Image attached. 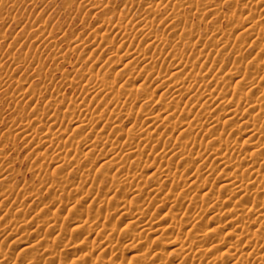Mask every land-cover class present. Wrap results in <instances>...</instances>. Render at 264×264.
Wrapping results in <instances>:
<instances>
[{"label": "rangeland", "instance_id": "374dc122", "mask_svg": "<svg viewBox=\"0 0 264 264\" xmlns=\"http://www.w3.org/2000/svg\"><path fill=\"white\" fill-rule=\"evenodd\" d=\"M126 1L0 0V206L8 209V213L0 224L7 227L6 222L10 217L17 218L16 221H18L21 232H25H17L18 234L10 236L7 231V234L0 235V255L6 256L8 259L6 261L0 259L2 264H26L28 259L37 257L42 251L48 253L53 251H48L47 243L55 242L60 245L58 251L54 250L49 255L56 261H64L67 254L61 250V244L64 245L71 241L85 247L93 242L95 244L102 242L105 232L101 227H97L94 219L89 223L80 219V221L73 222L74 224L72 223L73 219L79 218L80 215L86 219L100 214L99 205L112 202L115 189L118 188L117 190L121 193L127 191L128 185L116 187L113 184L118 178L122 179L126 174L137 173L143 176V180H146V167L140 165L139 168L133 170L128 152L124 153L122 150L120 135L126 133L125 135L128 136V132L131 134L130 137L136 138L145 131L147 134L144 132V136L146 134L145 137L149 135L152 138L161 133L173 143L172 141L180 135L179 128H174V122H177L179 118L193 119V116L202 111L199 104L191 103L189 96L185 95L186 98L183 96L182 99L174 98L171 95L168 97L165 94L167 88L161 86L162 79L165 77L163 81L175 85L176 81H180L179 79L195 77L191 78L194 81L191 93H198L199 83L205 79L212 67L217 66L216 70H221L224 74H227L229 70L231 72L233 66L240 67L238 70L244 72L250 65H253V56L257 47L264 44V0H189L191 1L189 3H185L183 0L184 3L181 0H149L148 2L147 0H134V7H126ZM206 1L207 4H205ZM97 2L100 3L97 4ZM161 2L163 5L160 4ZM176 7H179L180 11L173 17L175 9L172 8ZM154 9L156 12L153 11ZM154 16L157 18L158 25L156 23V26L152 28L149 27L148 21ZM105 22L109 24L106 25ZM120 25L126 30L125 40L127 42L124 43L128 45V49L144 50L143 52L147 51V55L140 62H134L130 66L131 70L125 71L126 73L124 70L119 71V77L122 76L121 73H124L122 79L120 78L116 87L107 96L92 97L89 94L86 99L88 101L86 104L89 107H87L89 110L87 112H91L93 106L98 102H104L111 103L110 107L120 114L119 117L110 119L107 113L109 110H106L101 114L102 123L100 122L99 126L92 131L97 136L98 144L103 145L104 149H97L100 152L95 150L96 153H88L86 157L83 155L85 158L81 155V159H79V162L82 163L81 169L78 168L80 164L64 167L65 164L62 163L60 167H57L52 164L50 157L49 160L43 162L45 164L40 163L36 158L38 151L42 153L46 146L58 143L57 137L62 136L63 140H67L65 137L72 134L73 126L68 120L72 116L79 115V112L71 113L67 107L71 106V103L80 95V87L74 85V78L80 74L78 71L87 70L94 62L97 67L103 64L108 66L104 61V54L110 53L115 59L125 54L122 53L125 51L116 53L117 44L113 46V44L108 45L109 43H107L117 35L115 32ZM253 25L255 30L251 32L248 27ZM136 26L143 27L147 37L138 45H130L131 36ZM145 34L144 36H146ZM120 37L117 35L116 39ZM99 43L103 44L104 52L98 50L101 47ZM220 46L225 49L223 48L219 52ZM95 50L98 52L96 53ZM83 51L92 60L90 57L87 59ZM89 51H91V55ZM180 58L182 62L178 66L179 74L176 75L173 67ZM260 59V67L264 68V53ZM83 64L85 66L89 64V66L82 69ZM92 68L90 69L94 70ZM112 71L114 73L115 70ZM161 73L165 75L163 76ZM33 88L34 92L31 90ZM135 88L137 95L130 96V92ZM158 89L160 90L158 91ZM143 91L154 94L155 97L151 104L147 105L146 103L145 105L146 101H143V97H141ZM127 95L128 97H126ZM135 98L139 99L136 101ZM164 104L169 106V112L163 109ZM177 104H180V107L177 109L178 113L175 114L172 110ZM35 110L37 115H34ZM150 112L151 115H149ZM152 116L155 121L148 124V118ZM19 117L29 118L31 125L26 128L24 123H18ZM51 117L53 118L51 119ZM111 121H115L116 128L112 124H110L112 128L109 124L107 128L102 127L105 123H112ZM52 122L56 123V130L50 127ZM236 127L235 129H237ZM138 131L139 134H137ZM203 134L195 136L193 132L187 138L191 137L200 142ZM225 136H222V139L225 140L227 138ZM115 141H119V143L117 144ZM78 142L75 140L72 146L67 147L73 156L77 155L80 149ZM168 143L167 145H172ZM111 144L113 147L110 146ZM175 151L180 153L185 151V155H189L188 157L195 161L194 166L184 171L176 161L171 160L170 156H167L166 159L165 157L149 159V162L145 163L146 166L153 168V172L162 173L161 171H167V169L172 172L167 180L161 181L160 186L156 185V188L158 187L161 191L158 196H147L150 206L157 199L158 201H169L173 205L176 199L180 200L182 197L180 196L181 192L188 191V196L184 199V203L182 202V211L177 212L176 208H172L168 211L167 209L163 210L162 213L157 212L155 215V217L162 216H160L162 223L170 226L169 232L162 236H154L153 239L144 237L142 240L122 241L121 233L125 230H116L110 239L119 244L117 245L118 250L108 260L101 257V264L116 262L117 259L120 262L117 261L118 263L115 264H140L151 261L154 263V260L155 264H189L192 254L189 253L187 247L190 243L202 239L204 234H207L212 240L216 239V230L223 225V222L212 219L213 210L205 209L207 206L205 198L210 196L214 189H219L225 197L233 195L232 190L235 187L231 181V183L229 182V178L232 177L229 175L234 173V169L223 166L221 168L219 161L209 155L205 156V161H199L198 156L202 154V151L196 147H188L183 149V152H181L182 149ZM75 166L76 168H74ZM83 168L85 173L89 171L87 179L81 175ZM37 169L43 171L44 178H41L42 180L34 179L32 176V172ZM243 178L244 181H247L245 175ZM173 182L174 184L181 183L178 191L173 188ZM204 183L208 186L210 184V188L203 189ZM56 184L60 185L59 189L53 187ZM212 185L213 188H211ZM78 186L84 188H81V191H86V195L81 193L77 198L82 202L76 203L74 202L76 197L71 192ZM257 191L254 189H245L244 191L243 189L237 195V198L242 200L241 208L249 210L252 199L264 198V188ZM91 192H93L92 195H90ZM53 198L58 201L54 206L50 203ZM249 200L250 202H248ZM196 202L205 204L203 215H201L204 217H201L204 221L196 225L186 224L184 220L190 215V211L186 207ZM47 208L51 210L50 213L46 210ZM21 209L26 212L24 219L19 216ZM152 209L151 213L154 212ZM184 211L187 213L185 216ZM101 216L105 217L106 215L102 213ZM112 218L116 219V216L112 215ZM36 223L42 227L41 233L34 231L35 225L33 224ZM238 224L236 228L232 229L233 232L246 237V241H250L249 232L246 231V233L244 230L246 227L242 229L243 224ZM50 226H53L55 231L49 229ZM147 248L153 251L151 255H146ZM155 248L157 249L155 250ZM227 249L228 244L224 246L223 250L226 252ZM22 250H24L25 256L22 255ZM99 251L96 254H100ZM155 254H157V260L160 259L158 263L154 258ZM187 255L188 260L183 259ZM239 256L240 254L225 263L252 264L254 261V255L253 258L244 255L243 261L240 259L242 254ZM209 263L206 260L201 263L196 262V264Z\"/></svg>", "mask_w": 264, "mask_h": 264}, {"label": "bare ground", "instance_id": "6f19581e", "mask_svg": "<svg viewBox=\"0 0 264 264\" xmlns=\"http://www.w3.org/2000/svg\"><path fill=\"white\" fill-rule=\"evenodd\" d=\"M148 1L149 0H147V2ZM183 1L185 3L191 2L189 0H183ZM126 2H127L126 7L135 6L134 0H127ZM93 3L96 4V2H93ZM99 3L97 2V4ZM160 4H162V2ZM205 4H207V1L205 2ZM172 9L173 10L175 9L173 11L174 12L173 17H174L175 15L178 14V11H180V8L176 7ZM153 11L156 12L155 9ZM173 12L171 11V14ZM105 15L106 14H104V16ZM170 17L172 16L170 15ZM156 23H157L156 16L151 17V19L148 21L149 27H152V28L153 26H156ZM107 24L109 23H106V25ZM140 27L136 26L134 28L135 31L131 36L130 45H134V44L138 45L140 42H142V40H144L145 37H147V35L144 33L145 30L142 29L143 27L142 28ZM253 27L254 25L248 27V30L252 32L253 30H255V28ZM263 27H264V24H263ZM146 30L148 31V29ZM125 31H126L125 28L120 25V27L115 32V34L121 37L116 39L117 35L116 36L113 35L114 38H111V40L107 42L109 43L108 45L113 44V46H115L117 44L116 53L125 51V52H122L125 54H123L122 56L120 55L119 57L117 55L118 59H115L114 57H112L110 53L104 54L103 56L104 61L108 64V66H106V64H103L97 67L96 62H94L92 63V65L90 64L91 65L90 67H88L89 64L88 66H85L83 64L84 66L82 67V69L85 67L86 68L88 67L87 70L86 69L81 70V72L82 71L84 72L81 73L78 71V73L80 74L74 78V85L80 87L81 89L80 95L78 99H75L71 103V106L67 107L71 110L70 111L71 113L79 112L78 113L79 115L74 116V117L72 116V118L70 119L68 118L69 119L68 122L71 124V126H73L72 127L73 131L71 132L72 134H69L67 135V137H65L67 138V140H63L64 138L62 136H59L56 139V141L59 140L58 143L55 142V143H52L46 146L44 152L42 153L38 151L39 153H37L38 156L36 158L40 163L45 164L43 162H45L50 157L52 164L57 165V167H60L62 163L65 164L63 165L64 167L66 165H77L78 166L80 164L78 168L81 169L82 163L79 162V159H81L80 158L81 155L82 156L85 155L86 157L88 153L91 154L92 152L94 153L95 150L97 149H102V150L104 149L103 145L98 144L99 142H97V136H95V134L92 131L94 128L99 126L101 119H102L101 114L105 112L106 110H109L107 111V113L110 116V119L111 117L117 118L119 117L120 114H117L116 110H113V108L110 107L111 103L108 104L104 102H98L97 104H95V106H93V109L91 112H87L89 110H87L88 104H86V102L88 103V101L86 99L89 94L92 97L93 96H96V97L97 96L98 97L107 96L116 87V84L118 83L120 78L123 76V74L126 73L127 70H131L130 66L133 65L134 62L136 61L140 62L142 59L146 58L147 51L146 52H143L144 50L140 51L139 48H138L139 50L128 49L127 47L128 45L125 44L127 42L125 40L126 39ZM149 31H150V28H149ZM149 33H152V32H149ZM144 34L146 36H144ZM155 37L157 38V36ZM155 37L154 39H156ZM94 39L96 40V38ZM99 44L101 45V43ZM130 45L129 47H131ZM221 45H224V44L222 43ZM135 47L137 48V46ZM223 48L225 49V47L220 46L219 52ZM104 49L105 48H103V44L101 45L100 48H98V50H101L102 52H104L103 51ZM137 51H140V52H137ZM89 52L91 55V51ZM97 52L98 51H96V53ZM262 53H264V44H260L257 47L254 53V56H253V65H250V67L248 66L249 68H247V70H244V72L242 70H238L240 67L238 68L237 66H233L234 70L232 69L231 72L229 70L227 74H224V72H221V70H216L217 66L212 67L211 70H209V73L205 77V79H203V81L199 83L198 93L196 92L194 94L191 93V89L194 86V83H193L194 81L192 79H194L195 77L194 78L191 77L192 79L191 78H185L182 80L179 79L180 81L179 82L176 81L175 85L173 84L171 85L168 81H163L165 77L163 79L161 77L162 82H163L161 86H164L167 88L165 91V94L167 96L171 95V96H174V98L178 97L181 99L184 98L185 95L189 96V100L191 101V103L196 104V105L199 104V106L202 108V111H200L195 116H193V119L190 118L191 120L189 119V117H186V118H179L177 122H174L175 123V125L173 124L175 126L174 128L175 129L179 128L178 130H180V133H179L180 135L177 136L176 140L172 141L173 143H171L164 136V134H161L158 132H156L158 134H156L152 138H150L149 135L145 137L147 134L145 131H144L146 133L145 136H144V132H142V134L138 135V137L136 138L130 137L131 134H129L128 132H127L128 136L125 135L126 133L124 135L119 134L122 139V150H124V153L128 152L127 154H129L128 156L131 159L133 170L136 168H139L140 165L146 167V171H147V172L145 171L146 180L144 179L145 180L144 181L143 176L141 174H137L136 173L137 171L136 172L134 171L136 174H131V175L126 174L124 178L122 179L118 178L113 184H115L116 187L128 185L129 189L127 191L121 193L117 190L118 188L115 189L116 191L113 197V201L110 202L109 204L103 203L99 205L98 211L100 212V214H97L94 217H87L86 219L80 215L79 218L73 219L72 221V223L73 222L75 223L76 221L78 220L80 221V219H82L81 221L89 223L91 220L94 219L96 221L95 224L97 225V227L99 228L101 227L103 232H105L104 240L96 244L93 242L92 244L87 245L85 247L77 245V243L75 244L74 242H71V241L64 243V245L61 244V247H62L61 250L65 251L67 254V258L64 261H61V260L56 261L54 258H51L49 255L54 250L58 251L59 250L58 246L60 245L56 244L55 242H53L52 244L47 243V247L49 248L48 251L50 250H53V251L49 253L42 251L37 257L28 259L26 264H101V260H100L101 257H105V260H108L109 257L114 255V253L118 250L117 245L119 244L115 243L114 241L110 239L112 237V234L115 233L116 230H119V229L125 230L121 233L122 241H129L131 239L142 240L144 237L145 239L146 238L149 239V237L152 238L158 235L162 236L168 233L169 232L168 228L170 226L164 225L162 223L161 215L157 217H155V215L157 214V212L162 213L163 210L167 209L168 211V210H172V208H176L177 212L182 211V208H183L182 202L184 203V199L188 196V191L185 190L181 192L180 196L182 197L180 198V200L176 199L173 202V205L169 201H166V200L158 201L157 199V201L155 202L153 201L154 203H151L152 205L150 206V202L147 199V196H151V195L158 196L161 191H159L160 189L158 187L156 188V185L161 184L162 183L161 181H164L165 179L167 180V178H169V176L171 175L170 173L172 172L168 169L167 171H161L162 173H157V171L153 172L152 171L153 168L146 166V164L149 162V159L152 160V159L164 158V157L166 159L167 156H170L171 160L176 161L177 165H180L181 168L184 171H186L191 166H194L193 164H195V161L193 160V158L188 157L189 155L186 156L185 155L186 153H184L185 151L183 152V149H186L188 147H193V148L196 147L199 151H202V154L201 155L199 154L198 156L199 161H205L204 160L205 156L207 157L209 155V157L210 156L214 157L215 159L219 161V165H221V168L223 166L228 169L229 168L234 169V173L229 175V176H232L229 178L230 179L229 182L231 181L235 187L232 190L233 195L229 197H225L224 194L219 189L212 190V193L210 194V196L205 198V201L207 202V203L205 202V204H207V206H205V204H202V203L200 204L196 202L195 204L191 203L186 207L190 211V215H188L187 218H185L186 220H184L186 224L196 225L197 223H202V221H204L203 220L204 217L201 215H203L202 212H204L203 211L204 206H205V209L209 208L213 210L212 211L213 213L211 214L213 215L212 219L219 220V221L221 220V222H223V225L217 228L216 230L215 240H212V238H209L207 234H204L203 237H201L202 239L196 240L190 243V245H188L187 249L189 253L192 254L191 256L192 258L190 259L189 264H196V262L201 263L204 260L210 262L211 264H223V263L226 264L228 263L229 259L233 258L234 256L238 254H240V256L242 254L240 258L242 261H243V258L245 257L244 255H246V257L247 256L252 257L254 255V258L252 257L254 260L252 264H264V198L263 199H259V198L252 199L249 205V208H248L249 210H245L241 208V206L243 205L242 200L240 198L239 199L237 198V195L241 193L243 189L244 191L245 189H251V190L254 189L257 191V189L261 190V188H264V172H263V168H264V68L263 66L260 67L261 66L260 58H261ZM84 56L87 59H89L90 57L89 55L86 56V54ZM81 60H84V59H81ZM85 61L88 62L89 60L88 61L85 60ZM180 62H182L181 58L180 60L177 61V63L175 62L176 64L174 63L175 65L173 67V70L176 75L179 74L177 70H178V66L180 65ZM79 65L81 67V64ZM95 66L97 67V69H95L96 68ZM92 67L93 68L95 67L94 70L90 69ZM112 70H115L114 73ZM120 70L121 71L124 70V73H121L122 74L121 77H119ZM129 74H131V72H129ZM161 75H163V73H161ZM161 88L164 89L163 87ZM31 90L33 91L34 88ZM159 90L160 89H158V91ZM136 91H137L136 88L133 89L130 92V96L134 95L135 97L137 95ZM143 92H144L143 96L141 97H143L142 99L143 101H146L144 102L145 105L146 103L147 105H149V103L151 104L152 99L154 100L153 97H155L154 94H150L149 92L145 93L146 91H143ZM126 97H128V95ZM135 99L137 101V99L139 98H135ZM179 105L180 104H177L176 107H173V110L171 109L172 111H174L175 114L178 113L177 109L180 107ZM163 109L168 110L169 112L168 105H165ZM162 113H165V112H162ZM37 114L38 113L36 112L34 115H37ZM151 114L152 113L150 112L149 115ZM52 118L53 117H51V119ZM51 119H50V122L52 121ZM155 119H156V116H155ZM152 121H155L153 116L149 117L147 122L149 124V122L152 123ZM19 122L24 123L26 128L31 125L29 123V118L21 117L18 123ZM114 122L105 123L102 127L107 128L110 124H112V126L116 128L115 127L116 123ZM56 126H57L56 123H53L51 124L50 127L56 130L57 128ZM112 126L110 125L111 128ZM235 127L237 129H235ZM51 131L53 132V130ZM193 132L195 136H198V135L201 136L200 134L204 133L203 138L202 140H200V142H197L196 139H192L191 137L190 139L187 138L189 137L188 135L192 134ZM137 134H139V131ZM224 135L227 136L225 140L222 139L223 138L222 136ZM75 140L79 141L78 143L80 144V146L78 147H80V149L78 150L77 155L75 154L73 156L71 155L70 153L71 151L68 150L67 147L69 148V146H72ZM168 141L169 143L172 144V145L170 144L171 146L167 145ZM115 142H117V144L119 143V141H115ZM239 144L241 145L238 146ZM112 145L113 144H111L110 146L113 147ZM176 149H180V150L182 149L181 152H183L184 154L178 151H175ZM98 151L100 152V150H97V152ZM150 155H152L153 158L152 156L151 158H149ZM46 163H50V162H46ZM74 168H76V166ZM84 170L85 169L83 168L82 173L81 172L80 173L81 175H83L84 179L85 178L87 179L89 171L85 173ZM244 175L247 181L246 180L244 181V178H243ZM32 176L34 177V179L44 178L43 171H41L40 169L34 170L32 172ZM112 178L114 179L115 177H112ZM79 186L72 189V192H71L72 195L76 197L74 198L75 199L74 202L76 203L82 202L77 197L81 195V193L83 194L86 193V191L82 192L81 188L83 187L80 188ZM209 186L206 185V183H204L202 188L207 189V188H210ZM53 187L55 189H59L60 185L56 184ZM180 187H181V183L174 184L173 182V188L175 190L178 191ZM211 188H213V185L211 186ZM175 190H172V191H175ZM92 193L93 192H91L90 195H92ZM248 202H250V200ZM50 203L52 206H54L58 203V201L57 199L53 198L51 199ZM151 209L154 211L153 213H151ZM46 210L49 213L51 212L49 208H47ZM189 211H188V214H189ZM7 213H8V209L4 208L3 206H0V222L1 220H3V217ZM102 213L106 215L105 216L106 218L101 216ZM19 214H20L19 215L20 218L22 219H24L26 216V212L23 211L22 209L19 211ZM185 214L187 213L185 212L184 216ZM112 215H115L116 219L112 218ZM16 219H13L10 217V219H8V221L6 222L7 227H3V225L0 224V235L3 233L7 234V231L9 232L10 236L15 235V233L18 234L17 232L25 233V232H21L18 221H16ZM181 219L183 220V218ZM170 222H173V221H170ZM238 223H240L241 225L243 224L244 227H242V229L246 227L244 230L245 232L246 231L249 232V235L251 236L250 241H246L247 240V239L245 240L246 237L244 238V236L233 232L232 229L236 228ZM33 225H35L34 231L36 233H41L42 227H40L39 223H36ZM53 226H50L51 228L49 229H52L53 231H55V228ZM129 227H133V228H129ZM243 242H244V245H243ZM226 244H228V249H227L228 251L226 250L225 252L223 249ZM260 248H261V251H260ZM156 249L157 248H155V250ZM158 249H161V248H158ZM98 250H100L99 251L100 254H96ZM23 252L24 250H22L21 253L23 256H25V253ZM145 253L148 256V255H151L153 251L147 248ZM156 256L157 254H155L154 258L157 261L156 263H158L160 259L157 260ZM22 258H26V257H22ZM0 259L4 261L8 260L6 256H3V255H0ZM183 259L188 260V255L184 257ZM2 260H0V262ZM117 261L120 262L118 259ZM117 261L109 262V264L118 263ZM169 262L171 263V261ZM105 263H108V262H105ZM140 264H155V260H154V263H152L151 261L150 263H140Z\"/></svg>", "mask_w": 264, "mask_h": 264}]
</instances>
